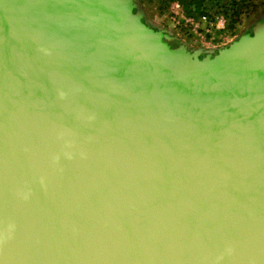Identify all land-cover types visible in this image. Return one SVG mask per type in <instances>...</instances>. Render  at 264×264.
<instances>
[{
  "label": "water",
  "instance_id": "water-1",
  "mask_svg": "<svg viewBox=\"0 0 264 264\" xmlns=\"http://www.w3.org/2000/svg\"><path fill=\"white\" fill-rule=\"evenodd\" d=\"M197 56L128 0H0V264H264V46Z\"/></svg>",
  "mask_w": 264,
  "mask_h": 264
},
{
  "label": "rangeland",
  "instance_id": "rangeland-1",
  "mask_svg": "<svg viewBox=\"0 0 264 264\" xmlns=\"http://www.w3.org/2000/svg\"><path fill=\"white\" fill-rule=\"evenodd\" d=\"M128 1L133 15L164 40L168 41V39H172V36L178 34V39L184 43H196L194 39L192 40L188 27L198 23V18L195 16L192 18L188 17L179 2H169L167 0ZM212 1H219L218 8L220 9L230 8L232 3H237L238 5L237 9L240 14L234 24L235 32L233 31V35H245L242 41L241 38L237 41L235 47H230V53L233 54V57L242 51L264 46V0ZM176 5L178 6L177 8ZM205 13L209 15L208 12L205 11ZM201 30L203 29H197L198 33L201 34ZM195 55L197 56V54Z\"/></svg>",
  "mask_w": 264,
  "mask_h": 264
},
{
  "label": "trees",
  "instance_id": "trees-1",
  "mask_svg": "<svg viewBox=\"0 0 264 264\" xmlns=\"http://www.w3.org/2000/svg\"><path fill=\"white\" fill-rule=\"evenodd\" d=\"M167 1L179 2V4L182 5L183 7L184 13L190 18L195 16L199 19V17L206 15L204 8L206 0H167ZM210 2L212 3L214 1L210 0ZM212 4H214L216 7L214 14L222 15L226 19V30L223 33H218V32L208 33L206 35V38L204 37V39L205 40L209 39L213 43H219L223 41V39L233 35V31L235 32L234 24L236 23L240 12L237 9L238 6L237 3H232L230 8L227 9L218 8L219 1Z\"/></svg>",
  "mask_w": 264,
  "mask_h": 264
},
{
  "label": "crops",
  "instance_id": "crops-1",
  "mask_svg": "<svg viewBox=\"0 0 264 264\" xmlns=\"http://www.w3.org/2000/svg\"><path fill=\"white\" fill-rule=\"evenodd\" d=\"M212 3H215V2H212ZM212 3L210 2V0H206L205 6H204L205 11L208 12L209 15H213L216 9L215 5H212ZM188 29H189L190 34L192 35V40L194 39V42L196 43H192V42L184 43L182 40L178 39V34H176L175 36L171 35L172 39L175 38L176 41L183 44L187 49L194 52L195 54L202 53V54H208L210 56L217 54L223 48L235 47V45L237 44V41H239V39L245 35V34H241V35L237 34V35L229 36L227 39L228 43L223 46V44L220 45V43H213L209 39H206V40L204 39V37L206 38V35L208 33H211L212 31H210L207 28V26L201 23L199 20H198V23L193 24L192 26L188 27ZM197 29L198 30L203 29L201 30V34L198 33Z\"/></svg>",
  "mask_w": 264,
  "mask_h": 264
},
{
  "label": "built area",
  "instance_id": "built-area-1",
  "mask_svg": "<svg viewBox=\"0 0 264 264\" xmlns=\"http://www.w3.org/2000/svg\"><path fill=\"white\" fill-rule=\"evenodd\" d=\"M178 6L176 5V8ZM201 23L205 24L207 28L212 31V32H218V33H223L226 30V20L222 15L219 14H213L209 16H201L198 19ZM228 37L223 39V41L219 42L220 45L223 44L226 45L228 43Z\"/></svg>",
  "mask_w": 264,
  "mask_h": 264
}]
</instances>
